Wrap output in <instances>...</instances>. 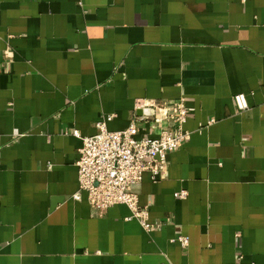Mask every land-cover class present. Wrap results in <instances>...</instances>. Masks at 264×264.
<instances>
[{
    "label": "crops",
    "instance_id": "obj_1",
    "mask_svg": "<svg viewBox=\"0 0 264 264\" xmlns=\"http://www.w3.org/2000/svg\"><path fill=\"white\" fill-rule=\"evenodd\" d=\"M180 100L133 187L151 229L74 198L75 131L157 138L145 107ZM0 264H264V0H0Z\"/></svg>",
    "mask_w": 264,
    "mask_h": 264
},
{
    "label": "built area",
    "instance_id": "obj_2",
    "mask_svg": "<svg viewBox=\"0 0 264 264\" xmlns=\"http://www.w3.org/2000/svg\"><path fill=\"white\" fill-rule=\"evenodd\" d=\"M237 109L241 112L248 109L244 94L234 96ZM144 110V109H143ZM147 116L156 124L170 123L174 128L161 130L157 138H138L139 129L132 122L123 131L114 132L108 129L113 116L107 115L96 124L97 133L81 137L82 147L77 161L79 193L74 198L81 199L85 193L89 205L95 211L105 212L116 205H126L132 216L141 221L146 229L152 225L147 222V211L142 209L133 187L150 174L153 181L164 178L168 168V155L181 147L187 134L183 125L188 116L184 100L174 105L168 103L145 107ZM185 197V194H182ZM181 246L188 245V238L173 239Z\"/></svg>",
    "mask_w": 264,
    "mask_h": 264
}]
</instances>
